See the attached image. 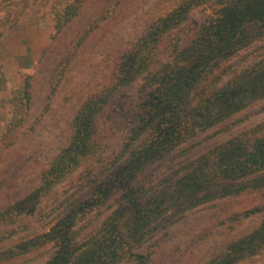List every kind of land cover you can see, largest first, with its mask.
<instances>
[{"label": "trees", "instance_id": "1", "mask_svg": "<svg viewBox=\"0 0 264 264\" xmlns=\"http://www.w3.org/2000/svg\"><path fill=\"white\" fill-rule=\"evenodd\" d=\"M75 4L58 16L57 31L77 15ZM202 6L213 7L215 17L180 42V27ZM263 39L264 0H182L151 23L119 54L110 82L77 108L67 140L37 184L0 206V264H16L35 252L46 257L39 264H154L147 244L156 234L198 207L264 189V122L195 159H178L197 134L264 99V57L241 68L231 62ZM139 81V106L127 113L130 127L111 150L102 115L116 94ZM30 90L28 77L11 101L18 99V107L28 110ZM20 114L11 116L9 136L17 133ZM77 171L79 183L49 218L40 199ZM24 218L29 222L22 223ZM48 218L47 230L22 235ZM263 250L264 221L205 264H237Z\"/></svg>", "mask_w": 264, "mask_h": 264}, {"label": "rangeland", "instance_id": "2", "mask_svg": "<svg viewBox=\"0 0 264 264\" xmlns=\"http://www.w3.org/2000/svg\"><path fill=\"white\" fill-rule=\"evenodd\" d=\"M182 0H0V206L18 199L37 184L39 174L67 140L70 121L89 96L108 84L119 54L147 27ZM77 15L57 31L60 14L73 3ZM214 8L194 9L180 27V42L190 41ZM89 31L83 39L84 32ZM166 55H163L166 58ZM264 57V39L231 60L241 68ZM31 84L30 103L18 107V95L26 78ZM141 82L116 94L105 108L101 131L110 149L118 147L130 127L127 113L139 106ZM22 110V122L14 135L6 134L14 112ZM253 114L237 123L245 114ZM12 116V117H11ZM264 122V99L230 121L201 132L184 146L178 159H195L232 136ZM225 127L229 131L224 130ZM171 167V166H170ZM78 171L40 199L50 213L79 183ZM69 190V191H68ZM264 189L223 198L198 207L166 232L154 236L147 247L154 264H205L215 259L231 241L244 237L264 221ZM48 219L22 231L31 235L47 230ZM24 218L22 223H28ZM46 223V224H45ZM40 252L26 255L16 264H39ZM264 262V250L237 264ZM129 264V263H122Z\"/></svg>", "mask_w": 264, "mask_h": 264}]
</instances>
